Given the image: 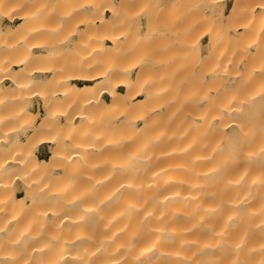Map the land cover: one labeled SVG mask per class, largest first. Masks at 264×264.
<instances>
[{"label": "bare ground", "instance_id": "bare-ground-1", "mask_svg": "<svg viewBox=\"0 0 264 264\" xmlns=\"http://www.w3.org/2000/svg\"><path fill=\"white\" fill-rule=\"evenodd\" d=\"M227 3L0 0V264H264V0Z\"/></svg>", "mask_w": 264, "mask_h": 264}, {"label": "rangeland", "instance_id": "rangeland-1", "mask_svg": "<svg viewBox=\"0 0 264 264\" xmlns=\"http://www.w3.org/2000/svg\"><path fill=\"white\" fill-rule=\"evenodd\" d=\"M227 7H229L230 5H231V0H227ZM65 9H66V12L67 11H69V6L68 5H66L65 6ZM68 17V16H67ZM66 17V18H67ZM70 18H71V16H69ZM68 19V18H67ZM67 19H66V21H67ZM72 20H73V22H74V18H72ZM65 21V22H66ZM70 22V21H69ZM74 24V23H73ZM66 25V24H65ZM64 25V26H65ZM69 26H70V24H68ZM64 26H63V28H62V30H61V34H60V36L62 37V38H67V37H69V30H67L66 28H64ZM66 27V26H65ZM68 35V36H67ZM68 40V39H67ZM65 41V40H64ZM156 44V43H155ZM157 45H159V44H157ZM156 46L154 47V48H151L150 49V52L155 56L156 54V50L158 49V48H156ZM163 48V47H162ZM154 49V50H153ZM160 49V48H159ZM149 50V49H148ZM153 52H152V51ZM164 50V48L162 49V51ZM65 51V50H64ZM155 52V53H154ZM157 52H159L158 50H157ZM160 52H161V49H160ZM159 54H163V55H165V53L164 52H162V53H158V55ZM151 55V54H150ZM153 55H151V56H153ZM158 55H156L157 57H158ZM162 55V56H163ZM150 56V57H151ZM151 57L150 59L152 60L153 58H155V57ZM157 57H156V59H157ZM159 57H160V55H159ZM68 58H69V54H68V52L67 51H65V52H62V54L58 57H56L55 59H56V62H60V63H63V66L62 67H65L66 69H68ZM163 59H164V57H162ZM156 59H153V60H155V62L157 63H159V64H161V60H163V59H161V60H159L158 61V59L156 60ZM160 59V58H159ZM164 61V60H163ZM30 105H33L34 106V104H30ZM27 106H29L28 104H27ZM91 107V106H90ZM37 109H39V107L37 108ZM87 109V108H86ZM87 110H89V109H87ZM39 115H42V114H39ZM104 115H105V113H104V111L102 110V108H100V107H97V108H92V110H90L89 112H88V116L86 115V118L84 119H82L81 121H80V123L81 124H83V123H85V124H88L89 126H94L95 128H96V130H95V133L96 134H98V136H97V138H96V141H99V142H102L103 140H104V136H103V132H104V130L106 129V128H104L105 127V125L103 126V123H104V121L102 120L103 119V117H104ZM38 117H40V116H38ZM50 145L51 144H43V145H39V147L37 146V148L34 150V153H36V154H38L40 157H44V158H46V157H48L49 156V153H50ZM66 149L68 150L69 149V147H68V145L66 146ZM83 154V153H82ZM114 156H113V155ZM80 155L81 154H79V156H78V158L77 157H75L73 160H72V162H71V164L73 165V164H76L77 165V167L79 166V167H81V169H80V172H102V166L104 167V166H107V164H108V160H109V158H110V155H112V159L115 157V152H107V151H105V152H98V151H92V150H89V151H85V155H83V157H80ZM80 158V159H79ZM75 159H77V160H75ZM76 167V168H77ZM108 169V168H107ZM77 170V169H76ZM22 170L21 169H19L17 166H13V167H11V168H9V171L8 172H21ZM79 170H77V172H78ZM74 172H76V171H74ZM18 194H20V195H22L23 194V191H18L17 192Z\"/></svg>", "mask_w": 264, "mask_h": 264}]
</instances>
